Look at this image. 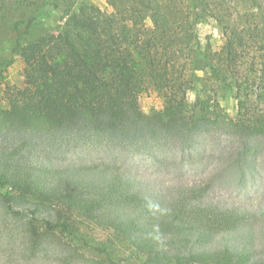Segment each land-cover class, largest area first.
Returning a JSON list of instances; mask_svg holds the SVG:
<instances>
[{"label": "trees", "instance_id": "1", "mask_svg": "<svg viewBox=\"0 0 264 264\" xmlns=\"http://www.w3.org/2000/svg\"><path fill=\"white\" fill-rule=\"evenodd\" d=\"M216 1L110 0L109 12L74 0H0V86L17 57L27 64L24 89L0 113V191L8 213L31 212L32 256L42 236L60 232L98 264H123L63 220L67 212L123 236L142 264H264V213L208 200L198 187L164 188L111 163L43 153L191 142L224 125L252 154L264 138V0H244L255 14L241 26L226 17L229 8L217 15ZM55 9L63 13L56 24ZM207 14L224 29L221 49L200 39ZM150 91L164 105L145 113L139 102ZM230 94L239 120L217 105Z\"/></svg>", "mask_w": 264, "mask_h": 264}, {"label": "rangeland", "instance_id": "2", "mask_svg": "<svg viewBox=\"0 0 264 264\" xmlns=\"http://www.w3.org/2000/svg\"><path fill=\"white\" fill-rule=\"evenodd\" d=\"M74 1L93 4L103 11H112L110 0ZM251 7L244 0H217L212 9L220 15L223 9L229 8L232 17H226L232 21L237 20L240 25L245 16L253 14ZM53 12L52 22L56 24L63 13L56 9ZM254 30L260 32L257 28ZM198 32L203 46H211L215 50L222 48L225 42L224 29L213 16L207 14L200 20ZM26 67L25 60L17 57L8 71L5 82L0 86V113L8 109L14 92L24 89L27 81ZM238 100L233 94L218 100L219 110L227 120H239L243 117ZM194 102L195 95L190 93L188 104L192 106ZM139 104L145 113L161 110L164 105L163 100L153 91L144 94ZM0 142H3L2 138ZM254 142L257 147L252 149L251 154V147L240 140L234 129L219 125L206 135L193 138L191 142L168 139L124 147L88 143L65 146L60 149V154L52 149L43 153L56 160L111 163L140 178L157 182L164 188L198 187L206 192L208 200L220 201L229 207L246 208L261 215L264 213V138ZM2 192L0 191V264H98L99 258L93 251L83 248L76 251L71 238L60 232L42 236L40 250L36 256H32L29 230L31 216L27 215L31 212L27 209L20 215L17 213L19 209L14 208L15 212L8 213L2 201ZM61 217L74 228H80L83 236L92 238L101 246H109L116 261L123 264L143 263V257L120 234L71 213L63 212ZM38 226L44 233L46 227L42 223Z\"/></svg>", "mask_w": 264, "mask_h": 264}]
</instances>
